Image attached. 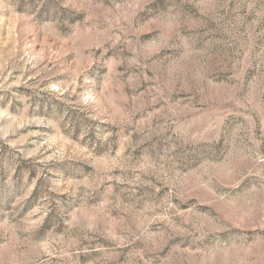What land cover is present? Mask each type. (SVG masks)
<instances>
[{
  "label": "rangeland",
  "instance_id": "1",
  "mask_svg": "<svg viewBox=\"0 0 264 264\" xmlns=\"http://www.w3.org/2000/svg\"><path fill=\"white\" fill-rule=\"evenodd\" d=\"M0 264H264V0H0Z\"/></svg>",
  "mask_w": 264,
  "mask_h": 264
}]
</instances>
